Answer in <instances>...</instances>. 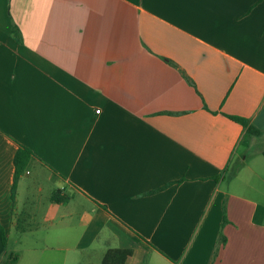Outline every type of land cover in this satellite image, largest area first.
Here are the masks:
<instances>
[{"label":"crops","instance_id":"crops-1","mask_svg":"<svg viewBox=\"0 0 264 264\" xmlns=\"http://www.w3.org/2000/svg\"><path fill=\"white\" fill-rule=\"evenodd\" d=\"M263 153L264 0H0V261L264 264Z\"/></svg>","mask_w":264,"mask_h":264},{"label":"trees","instance_id":"trees-1","mask_svg":"<svg viewBox=\"0 0 264 264\" xmlns=\"http://www.w3.org/2000/svg\"><path fill=\"white\" fill-rule=\"evenodd\" d=\"M13 34L15 35L16 38H18V34L16 33V30H13ZM229 118L240 124L246 132H248L249 134H251L252 136H257L259 135V130H257L255 127L251 126L248 122V120L240 118V117H235V116H229ZM264 154V153H263ZM33 157V154L31 153L30 150H28L27 148L23 147V146H18V150L15 154L14 157V166H15V176H14V184H16L20 174L25 170L26 165L29 161V159ZM161 190V189H160ZM13 191H14V186H13ZM59 191H55L53 196H52V202L55 203H59L60 201L65 200L66 198H61L58 199L57 198V194ZM156 192V191H154ZM154 192H149L148 194H152ZM226 219L223 218V222L225 223ZM0 239H1V243L3 246H5L6 243V237L4 234V230L0 225ZM222 242L224 243V238H222ZM18 254L16 252H8V253H4L3 259L0 261V264H17L18 262Z\"/></svg>","mask_w":264,"mask_h":264},{"label":"rangeland","instance_id":"rangeland-1","mask_svg":"<svg viewBox=\"0 0 264 264\" xmlns=\"http://www.w3.org/2000/svg\"><path fill=\"white\" fill-rule=\"evenodd\" d=\"M249 161H250V159H249ZM234 171V170H233ZM232 170H230V173H232L233 172ZM229 173V174H230ZM230 175H228L227 176V178L229 177ZM15 235H13V234H11L10 235V237H9V239H8V243H7V247H8V250L9 251H12L13 250V246H14V241H15ZM24 262H25V257H24V259H23V261L21 262V264H24Z\"/></svg>","mask_w":264,"mask_h":264},{"label":"built area","instance_id":"built-area-1","mask_svg":"<svg viewBox=\"0 0 264 264\" xmlns=\"http://www.w3.org/2000/svg\"><path fill=\"white\" fill-rule=\"evenodd\" d=\"M99 113H100V110H99V109H96V110H95V115H96V114H99Z\"/></svg>","mask_w":264,"mask_h":264}]
</instances>
